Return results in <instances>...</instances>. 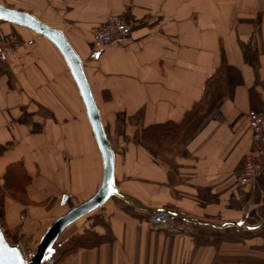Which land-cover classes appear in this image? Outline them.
Returning a JSON list of instances; mask_svg holds the SVG:
<instances>
[{"label": "crops", "instance_id": "obj_1", "mask_svg": "<svg viewBox=\"0 0 264 264\" xmlns=\"http://www.w3.org/2000/svg\"><path fill=\"white\" fill-rule=\"evenodd\" d=\"M0 3L61 30L80 56L118 188L145 206L210 222L263 220L264 164L252 184L239 185L237 175L256 148L247 113L264 103V0ZM111 14L125 16L131 31L101 47L90 28ZM0 34L19 43L6 49L0 73L3 228L35 251L56 217L98 190L102 160L55 46L2 20ZM165 124L172 134L149 143L151 127ZM151 215L112 196L67 226L46 255L55 264H264V226L186 222L191 231L178 233Z\"/></svg>", "mask_w": 264, "mask_h": 264}, {"label": "water", "instance_id": "obj_2", "mask_svg": "<svg viewBox=\"0 0 264 264\" xmlns=\"http://www.w3.org/2000/svg\"><path fill=\"white\" fill-rule=\"evenodd\" d=\"M0 12L3 13V15L0 16V20L30 29L34 33L49 40L59 51L67 65L69 73L81 97L85 114L98 145L102 160V180L98 190L90 198L70 208L65 213L56 217L49 224L37 244L32 264H39L41 262L44 256L52 248L58 235L67 226L100 207L112 196L117 197L130 206H133L137 209H142L151 214L156 212H164L170 216L189 223L210 225L216 228L237 226L248 230L258 229L264 226V218L258 224L252 226L233 221L216 223L195 217L184 216L177 211L166 208H151L145 206L137 198L118 188L114 180V152L108 141L101 119L100 110L86 75L83 62L76 50L73 48L61 30L41 21L30 12L11 8L2 3H0ZM0 264H26L22 245L20 243H11L6 236L4 228L1 225Z\"/></svg>", "mask_w": 264, "mask_h": 264}, {"label": "built area", "instance_id": "obj_3", "mask_svg": "<svg viewBox=\"0 0 264 264\" xmlns=\"http://www.w3.org/2000/svg\"><path fill=\"white\" fill-rule=\"evenodd\" d=\"M130 31L131 25L127 18L118 14H111L104 22L90 28L93 42L101 47L122 42L130 34ZM7 48L14 51L19 48V43L11 36L0 34V73L3 70L2 60ZM247 117L256 148L245 155L242 170L237 175V182L241 186L252 184L264 164V103L259 110L250 109ZM150 221L162 224L178 233L191 231L186 222L177 220L164 212L152 214ZM23 253L26 264H32L35 251L23 248ZM39 264H55V258L46 255Z\"/></svg>", "mask_w": 264, "mask_h": 264}, {"label": "trees", "instance_id": "obj_4", "mask_svg": "<svg viewBox=\"0 0 264 264\" xmlns=\"http://www.w3.org/2000/svg\"><path fill=\"white\" fill-rule=\"evenodd\" d=\"M152 128H155V129H152ZM171 132H172V129L168 127V124H165V125H162V126H152L151 127V131L148 133L149 137L147 138V140L149 141V143H152V141H156V140L161 139L160 136H159L160 134H165L167 136V135H171L172 134ZM20 187H23V186H20ZM3 188H5V189L8 188V184H6V182L0 188V225L2 227L4 226V209H3V193H2V189ZM6 236H7V234H6ZM7 238H8V236H7ZM8 240L11 243H14L9 238H8Z\"/></svg>", "mask_w": 264, "mask_h": 264}, {"label": "snow or ice", "instance_id": "obj_5", "mask_svg": "<svg viewBox=\"0 0 264 264\" xmlns=\"http://www.w3.org/2000/svg\"><path fill=\"white\" fill-rule=\"evenodd\" d=\"M3 15V13L2 12H0V16H2Z\"/></svg>", "mask_w": 264, "mask_h": 264}]
</instances>
